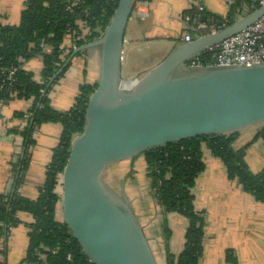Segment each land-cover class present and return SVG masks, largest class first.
Segmentation results:
<instances>
[{"label": "water", "instance_id": "1", "mask_svg": "<svg viewBox=\"0 0 264 264\" xmlns=\"http://www.w3.org/2000/svg\"><path fill=\"white\" fill-rule=\"evenodd\" d=\"M136 0H118L101 34L74 49L96 48L97 86L83 131L74 135L62 172L61 213L68 231L94 264H159L125 195L108 187L111 163L157 146L204 134H230L264 123V63L187 67L190 57L241 31L264 13V3L233 22L177 45L127 87L122 51Z\"/></svg>", "mask_w": 264, "mask_h": 264}, {"label": "crops", "instance_id": "2", "mask_svg": "<svg viewBox=\"0 0 264 264\" xmlns=\"http://www.w3.org/2000/svg\"><path fill=\"white\" fill-rule=\"evenodd\" d=\"M26 1L0 0V24H18ZM195 1L203 3L207 12L226 15L233 0H152L147 19L135 14L129 19L122 51V76H134L154 67L183 42L181 34L185 22L182 15ZM23 66L32 71L37 80L41 78V56L24 61ZM99 71L100 54L96 48L74 56L49 92L51 105L59 111L70 109L81 84L97 83ZM125 85L130 87L132 82L126 81ZM32 104L31 98L19 97L0 102V194L15 190L31 199L37 198L54 149L59 145L63 130L60 122L48 121L35 126L29 165L17 188L14 166L23 156L22 131L27 126ZM260 125L239 130L235 142L237 148L250 143L244 159L255 172L264 166V141L254 140ZM204 160L205 169L193 187L195 207L205 216L204 251L199 264H232L227 259L228 250H232L236 264H264V202L256 200L237 180L229 178L224 162L207 147ZM111 166L112 174L105 184L127 197L159 264H168L167 251L178 254L184 248L186 217L175 211L165 212L157 201L143 153L111 163L107 168ZM119 170H122L121 175ZM20 218L22 222L10 230L6 243L3 240L0 264H31L23 259L28 248L29 225L34 217L31 213L20 212Z\"/></svg>", "mask_w": 264, "mask_h": 264}, {"label": "trees", "instance_id": "3", "mask_svg": "<svg viewBox=\"0 0 264 264\" xmlns=\"http://www.w3.org/2000/svg\"><path fill=\"white\" fill-rule=\"evenodd\" d=\"M69 2L27 0L18 24H0V100L8 102L15 97L33 100L27 126L22 131L23 156L14 166L17 188L24 180L29 165L35 126L48 121H58L63 126L59 145L47 166L46 180L38 197L31 199L15 190L0 194V237L4 238L5 243L10 230L22 222L20 212L31 213L34 217L29 225L28 248L23 259L27 263L94 264L71 236L66 222L57 216L61 201L59 180L72 139L84 129L88 101L97 83L81 84L75 103L66 111H59L51 105L49 92L70 65L71 60L51 82L55 72L73 53V43L80 46L98 37L118 0H81L72 10L67 9ZM260 5V0H233L226 15L206 10L205 15L216 24L224 21L225 17L227 23H231L238 15L249 13ZM42 42L50 45L51 49L44 50L40 45ZM86 50L76 52L72 58ZM207 54L208 50L199 53L198 59L205 63ZM35 56H41L43 60L41 78L38 80L32 71L23 66L24 61ZM14 67V78L8 79L7 74ZM18 115L23 116V113ZM238 132L187 137L143 152L157 201L165 212H178L188 221L184 248L178 254L167 251L168 264H199L204 251L205 216L195 207L193 187L205 169L206 147L224 162L229 178L237 180L256 200L264 202V166L256 172L249 168L244 156L250 143L237 148ZM257 138L264 141V123L258 127L254 140ZM39 252L45 253V257H39ZM227 259L236 264L232 250H228Z\"/></svg>", "mask_w": 264, "mask_h": 264}, {"label": "built area", "instance_id": "4", "mask_svg": "<svg viewBox=\"0 0 264 264\" xmlns=\"http://www.w3.org/2000/svg\"><path fill=\"white\" fill-rule=\"evenodd\" d=\"M81 0H70L67 9L72 10L80 3ZM151 0H136L133 14L141 19H147L150 14L148 7H150ZM264 0H260L262 5ZM206 7L201 2H193V4L183 13L182 19L185 22V28L181 34L183 42L192 40L195 35H204L210 32H214L219 28L229 24L225 17L224 21H220L217 24L212 22L211 18H207L205 15ZM242 15H238L237 18ZM82 24V22L80 23ZM87 28V27H86ZM195 32V33H194ZM42 48L46 51L51 49V46L47 43H40ZM75 48L78 47L76 43L72 45ZM208 50V54L205 56L206 62L203 63L198 59V54L189 58L186 62V66H233V65H252L258 63H264V13L252 24L248 25L241 31L234 33L220 43L211 46ZM16 67L12 68L7 74L8 79L14 78ZM140 75L129 76L123 81H131L132 84ZM1 103H5L0 100ZM62 186V175L59 180V186ZM59 189V187H58ZM0 243V249L4 248L3 243ZM55 251V250H54ZM39 257L44 258L45 253L39 252ZM70 256V254H69ZM34 264V263H31Z\"/></svg>", "mask_w": 264, "mask_h": 264}, {"label": "rangeland", "instance_id": "5", "mask_svg": "<svg viewBox=\"0 0 264 264\" xmlns=\"http://www.w3.org/2000/svg\"><path fill=\"white\" fill-rule=\"evenodd\" d=\"M152 1V0H151ZM151 4H153V3H151ZM132 19V18H131ZM151 57V56H150ZM140 74H142L141 72H139V73H137V74H135V75H140ZM128 76H122V79H126ZM113 166H115V165H113ZM113 166H111V167H108L106 170H105V172L103 173V178H104V181L107 183L108 182V180L110 179V176H111V174H112V172H111V168L113 167ZM116 168V167H115ZM119 175H121L122 174V170H119ZM118 175V176H119ZM61 189H62V186L60 185L59 186V190H60V192H61ZM60 220H63V216H62V213H61V207H59V210H58V216H57Z\"/></svg>", "mask_w": 264, "mask_h": 264}]
</instances>
